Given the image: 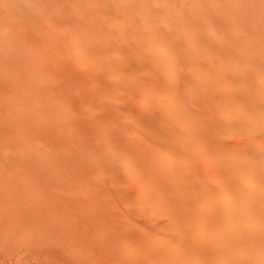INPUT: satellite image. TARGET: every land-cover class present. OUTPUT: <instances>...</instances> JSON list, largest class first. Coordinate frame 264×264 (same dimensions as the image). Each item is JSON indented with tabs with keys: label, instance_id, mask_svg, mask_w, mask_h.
<instances>
[{
	"label": "bare ground",
	"instance_id": "1",
	"mask_svg": "<svg viewBox=\"0 0 264 264\" xmlns=\"http://www.w3.org/2000/svg\"><path fill=\"white\" fill-rule=\"evenodd\" d=\"M170 1H122V21L77 22L81 37L55 18L25 36L14 12L29 1L0 0L11 249L48 239L57 264H264V224L250 227L264 222V0L233 11ZM94 3L73 4L79 20ZM84 102L99 111L75 116Z\"/></svg>",
	"mask_w": 264,
	"mask_h": 264
},
{
	"label": "rangeland",
	"instance_id": "2",
	"mask_svg": "<svg viewBox=\"0 0 264 264\" xmlns=\"http://www.w3.org/2000/svg\"><path fill=\"white\" fill-rule=\"evenodd\" d=\"M8 1H10V0H8ZM18 2H19V0H17ZM20 1H22V0H20ZM24 1V0H23ZM29 2L28 3H26V2H23V3H21V2H17L18 3V8H16V11L14 12L15 13V15H16V17H18V18H20V19H18V25H17V29H18V31L21 33V34H23V35H25V34H27V33H30V34H32V35H34V34H36L38 31H40V29L42 30V29H48L51 25H49L50 23V21H49V19L51 20V19H56L57 21H60V22H62L66 27H68V28H70L71 27V29H69V30H75V31H72V32H78V34H80V36L81 37H83V35H82V31L81 30H79V27H78V25H79V23L80 24H82V27H83V25H85V22L86 21H94V22H91V23H93L92 24V26L95 24V21H96V23L98 22L99 24L98 25H100V24H102L103 22L101 21V19H105V18H109V19H113L114 17H119L121 20L120 21H122L123 20V16H122V14L120 13L121 12V5H122V1L124 2L125 1V4L126 3H128L129 2V0H111V1H108V0H86V1H88V3L86 2V4L88 5V7H92V3H93V1H95V3L93 4V5H97V7L98 6H100V7H98V8H100L99 10H103L104 12H99V10H98V8H96V10L94 9V12H91L93 9H90L91 11H89V10H87V9H82L81 11H82V13H83V15L85 16H81L80 18L82 19V18H84L83 19V21L80 19L79 20V16H77L78 14H80L81 15V12L80 11H74V9H77L79 6L82 8V6H85V8H86V6L87 5H82L83 4V2H79L78 0H76L75 2L73 1V0H68V1H70V3L72 2V5L71 4H69V2H67V0L66 1H60V0H42V2H41V0H38V1H36V3L40 6V7H38V9L39 10H42V11H38V9L37 8H35L34 7V5H35V3H34V1L35 0H32L33 1V3L31 2V0H28ZM40 1V2H39ZM79 2V4H78V2ZM80 1H82V0H80ZM89 1H91V2H89ZM117 1H119V2H117ZM166 1H169L170 3H172V1H170V0H166ZM198 1H200V2H198L195 6H194V9H206L207 7H211V9H214V10H222L223 9V7L224 6H226L228 9H231L232 11L235 9V10H238V3L236 2V0H198ZM47 2V3H46ZM61 2H67V3H61ZM96 2H97V4H96ZM107 2H109L108 4H106ZM203 2V3H202ZM26 3V4H25ZM30 3H32L33 4V6L32 7H30L31 5H27V4H30ZM60 4V5H57V6H52L53 4ZM84 3H85V1H84ZM25 4V5H24ZM36 4V5H37ZM49 4V5H48ZM51 4V5H50ZM69 4V5H68ZM73 4H75V5H79V6H74ZM106 4V5H105ZM21 5V6H20ZM110 6L109 7V9H107L108 7H105V6ZM245 5V6H244ZM74 6V7H73ZM112 6V7H111ZM22 7V8H21ZM28 7H30V8H28ZM75 7H77V8H75ZM80 7L78 8V10H80ZM93 7H96V6H93ZM240 7V6H239ZM248 8L249 7V2H248V0H243V3H242V8ZM65 8V9H64ZM84 8V7H83ZM22 9V10H21ZM36 9V10H35ZM64 9V10H63ZM20 12H19V11ZM73 10V11H72ZM108 10H110V14H109V11ZM1 11V10H0ZM8 11V10H7ZM36 11H38V12H43L44 13V16H47V19H43L42 20V17H44L43 15H42V17H41V15H38V16H40V17H38L37 16V14H35V13H38V12H36ZM62 11V12H61ZM64 11V12H63ZM66 11H67V13H66ZM24 12V13H23ZM51 12V13H50ZM74 12V13H73ZM80 12V13H79ZM85 12V13H84ZM89 12H91V13H93L92 15H90L91 13H89ZM137 11L136 10H134L133 11V13H132V15H136L135 13H136ZM41 13H39V14H41ZM48 13L50 14V15H48ZM78 13V14H77ZM94 13H96V14H94ZM98 13H99V16H100V14L101 13H104L105 14V16L103 17V16H100V17H97V15H98ZM115 13V14H114ZM0 14H1V12H0ZM65 14V15H64ZM86 14H88V15H86ZM108 14V15H107ZM111 14L114 16V17H112L111 16ZM29 15V16H28ZM52 15V16H51ZM61 15V16H60ZM120 15V16H119ZM229 15L231 16V17H234L235 18V14L233 13V12H231V13H229ZM51 16V17H50ZM55 16V17H54ZM58 16H60L61 17V19L63 20H60V18L58 17ZM95 16V17H94ZM122 16V17H121ZM27 17V18H26ZM63 17V18H62ZM87 17V18H86ZM89 17V18H88ZM92 17V18H91ZM94 17V18H93ZM97 17V18H96ZM24 18V19H23ZM37 18H38V20L40 21L39 23H38V20H37ZM66 18V19H65ZM86 18V19H85ZM89 19H92V20H89ZM93 19H96V20H93ZM98 19V20H97ZM45 21V22H42V21ZM77 20H79V21H77ZM34 21V22H33ZM49 21V22H48ZM82 21V22H81ZM254 21H256V20H254ZM65 22V23H64ZM77 22H79L77 25H75V23H77ZM31 23V24H30ZM33 23V24H32ZM36 23V24H35ZM41 23H43L44 25H37V24H41ZM47 23H49V24H47ZM68 25H67V24ZM72 23V24H71ZM257 23H259V22H257ZM20 24V25H19ZM34 24H35V26H36V28L34 27ZM45 24H47L48 26L47 27H45ZM22 25H23V29H22ZM70 25V26H69ZM96 25V24H95ZM97 25V26H98ZM37 26H39V27H37ZM40 26H42V28H40ZM45 28H44V27ZM75 26V27H74ZM21 30H20V29ZM52 28V27H51ZM50 28V29H51ZM58 28H60V27H58ZM68 28H66V29H68ZM65 28H64V30L65 31H68V30H66ZM81 29V28H80ZM32 30V31H31ZM35 30H37V32H35ZM82 30H83V28H82ZM31 31V32H30ZM262 34H264V31L262 32ZM25 36H27V35H25ZM264 41V40H263ZM256 46H258V47H261V48H263V49H261L262 50V52H261V56H263V59H264V42H261V43H259V44H257ZM263 59L261 60V61H263ZM84 61V63L85 62H87V63H89V64H94L91 60H89L88 58H84L83 59ZM118 76V75H117ZM117 76H115V78L117 79ZM69 85H75L74 83H72V82H70V84ZM81 87L83 88V89H85V90H89V89H92V90H96L97 89V85L94 83V82H92V81H86V80H82L81 81ZM80 110H78V111H76L75 113H74V115L75 116H79L80 117V113H81V111H91V109L92 110H94V111H99V109H100V104L98 103H88V102H84L83 104H81L80 105V108H79ZM74 138V140H78V141H80L81 140V138L77 135V134H74V136H73ZM78 137V138H77ZM263 139V138H262ZM106 154H107V151H105L104 150V152H103V150L101 151V154L100 155H104V156H106ZM249 223H250V221H249ZM264 224V222L263 221H261V222H259L258 220H252L251 221V228H258V227H260L261 225H263ZM51 242L47 239L45 242L44 241H38V242H33V244H31V243H26V242H23V243H19L18 245H16V247L15 248H13V249H11L12 247L7 243V242H5L4 240H0V253H2V259L3 260H5V261H8V263H10L11 261L13 262V261H15L16 259H18V256H21V255H26V254H31V253H33L34 252V257H35V259H33L32 257H30V258H28L26 261H25V264H57V263H55V262H53L52 260H53V257L52 256H50L49 254H47V253H45L46 251L45 250H47L48 249V247H47V245L48 244H50ZM26 244V245H25ZM9 245V246H8ZM43 246V247H42ZM45 248V249H44ZM245 247H243V248H240V249H244ZM9 250H11V251H9ZM13 250V251H12ZM2 251H4V252H2ZM7 251V252H6ZM15 251V252H14ZM12 252V253H11ZM4 253V254H3ZM11 255V256H10ZM45 255V256H44ZM47 255V256H46ZM49 256V257H48ZM17 257V258H16ZM12 259V260H11ZM38 260V261H37ZM12 264V263H11Z\"/></svg>",
	"mask_w": 264,
	"mask_h": 264
}]
</instances>
